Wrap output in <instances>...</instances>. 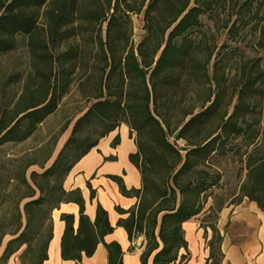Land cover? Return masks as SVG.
I'll list each match as a JSON object with an SVG mask.
<instances>
[{
  "label": "trees",
  "instance_id": "trees-1",
  "mask_svg": "<svg viewBox=\"0 0 264 264\" xmlns=\"http://www.w3.org/2000/svg\"><path fill=\"white\" fill-rule=\"evenodd\" d=\"M217 1L0 0V56L15 49V35L27 36L28 48L37 56L33 68L39 78L37 88L26 84L16 102L11 99L0 107V264L18 252L19 257L27 255L30 264H42L53 235L51 213L69 202L79 206V215L74 229L73 216L61 214V258L83 264L82 254L91 256L103 243L107 264H123L120 245L103 241L114 229L107 212L97 204L91 221L84 214L80 191H66L63 186L73 165L121 124L129 128V135L136 134V151L128 159L138 169L141 185L127 189L119 176L107 177L117 183L123 196L136 199L129 209L115 208L125 215L116 226L125 230L130 242L144 238L141 264H147L151 254V264L183 263L185 255L180 250H187L183 223L201 213L206 192L221 180L213 158L229 151L228 143L239 136L246 147L253 145L245 153L246 177L240 184V198L256 202L264 212V150L261 130L256 128L260 121H248L254 106L245 99L256 91L261 74L243 71L237 102L229 113L217 115V93H212V99L209 95L196 113L184 109L181 125L173 134L177 131L174 140L185 144L177 147L168 139L164 108L184 95L183 88L192 91L195 84L216 78L214 73L209 78L210 54L200 59L202 44L193 34L200 28L201 16ZM46 5L42 12L45 36L39 39L40 10ZM140 13L145 33L135 43L132 14ZM77 29L81 33V78L72 80L79 69L76 50L54 55L49 45L55 49L58 41L73 36ZM72 86L86 105L55 153L56 135L36 142L34 134ZM216 116L220 121L207 132ZM70 123L60 128V134ZM118 142L116 136L112 146ZM213 210L209 206L208 214ZM209 227L215 234L214 225ZM213 245L212 237L205 264H221L214 259L217 249ZM219 254L223 258L221 249Z\"/></svg>",
  "mask_w": 264,
  "mask_h": 264
},
{
  "label": "rangeland",
  "instance_id": "rangeland-1",
  "mask_svg": "<svg viewBox=\"0 0 264 264\" xmlns=\"http://www.w3.org/2000/svg\"><path fill=\"white\" fill-rule=\"evenodd\" d=\"M216 4L213 9L201 16L200 28L193 34L200 40L199 44H202L198 50L200 59H204L210 54L207 64L209 78L212 79L213 73L216 78L210 83L201 82L197 83V85L195 84L192 91L186 92L185 88H183L185 93L182 97L184 99L181 101L182 97L177 96L171 100V106L164 108L165 117L168 119L169 125L167 130L168 139L174 142L177 147H182L185 144L182 140H174L172 138L173 131L181 125L183 110H191L193 113L200 111L205 99L209 95H212L211 99L213 98L212 93H217L219 97L217 115L231 112L233 105L237 102V92L240 88L243 71L250 70L249 73L254 75L261 74L263 80L257 82L256 91L250 96H246L245 99L248 104L252 102L254 106L250 115L247 116L249 117L248 121H260L256 128L259 131L261 130V136H259L260 146L261 150H264V0H218ZM47 8L48 6L46 5L40 10L41 16L38 23L41 33L39 34V39H43L45 36L46 22L42 12ZM132 28V38L136 43L145 33L142 13L132 14ZM79 31L78 29L74 30L73 36H68L58 41L55 49L52 48L51 43L49 45L50 52H53L54 55L64 53L68 49L76 50L77 57L75 61L79 69L71 76L72 80L81 78V33ZM83 35L87 36L85 33ZM15 41V49L0 56V107L11 99L16 102L26 84L31 89L37 88L39 84V78L33 68L35 57L37 56L31 54L28 48L27 36L17 34L15 35ZM204 42L207 44L206 48L203 46ZM219 76H223L222 82L219 80ZM85 105L86 102L81 98V94L75 86H72L71 90L61 99L57 110L37 127L34 134L36 142L50 139V137L53 138L55 135L57 136V141L62 136L65 141L73 121L81 114V108ZM68 120L71 123L60 134V128ZM219 121V116H216L214 121L207 125V132L214 129ZM131 135L136 139L135 132H132ZM30 143L31 140L28 145ZM57 145L58 142H56L55 146L57 147ZM228 147L230 150L225 152V154L213 158V163L220 171L222 177L216 187L206 192L207 201L204 207L206 205L213 206L214 210L207 216H202L200 222L201 226H205V224L208 227L214 225L216 229V233L213 234L209 227L211 238L213 237L214 239V249H217L214 259L218 263L221 260L223 261L219 254L223 238H230L231 243H238L239 241L236 239L238 232L248 236L253 234L254 231L258 234L260 228L258 225L254 228H247L245 224H231L228 221L221 228V234L216 227L219 218L218 213L230 205L235 207V203L241 201L239 188L246 177L245 153L249 152L253 145L246 147L245 140H242V136H239L231 143H228ZM33 168L37 169L36 167ZM219 207L220 210L217 211ZM204 222L205 224H203ZM217 235L221 237L220 240L216 238ZM7 239L8 237L4 238L3 244ZM262 248L264 249V245H262ZM2 249L3 247L0 248V250ZM19 253L12 255L6 264H30L29 260H27V255L19 257ZM253 262L260 264L261 261L257 260L256 262V259H254Z\"/></svg>",
  "mask_w": 264,
  "mask_h": 264
},
{
  "label": "crops",
  "instance_id": "crops-1",
  "mask_svg": "<svg viewBox=\"0 0 264 264\" xmlns=\"http://www.w3.org/2000/svg\"><path fill=\"white\" fill-rule=\"evenodd\" d=\"M129 133V128L121 124L116 130L100 139L95 148L73 165L65 177L63 186L66 191L75 189L80 191L84 202V214L91 221L94 220L97 204H100L107 212L110 225L114 227L111 233L103 237V241L105 243L115 241L120 245L123 251V264H141L140 255L145 248L144 238L140 236L130 242L125 230L116 226L117 220L125 215L119 214L115 208L129 209L135 204L136 199L123 196L117 183L107 177L108 175L119 176L127 189L140 188V173L128 159V155L136 151L134 137ZM117 135H119V142L112 146L111 143ZM107 157L111 158L107 159ZM91 191L94 192L93 198L90 197ZM235 204V207L230 205L218 213L217 229L221 232L225 223L230 221L231 224H245L247 228H254L258 225L259 233L254 231L253 234L245 236L238 232L236 234L238 243H231L230 238H223L220 247L223 254L221 264H255L254 259L264 264V249L262 248L264 245V212L256 202L249 201L246 197ZM208 208L209 205H206L200 214L183 223L187 250H180V253L185 255L182 264H205L209 256L207 242L211 238V231L205 222L203 223L205 226L200 225L202 216L208 214ZM61 214H71L74 220L73 226L76 229L79 206L73 202L61 203L57 209L52 211L53 235L48 245L47 259L42 264H74L73 261L63 260L60 256V241L64 231ZM1 252L2 250H0V255ZM151 260L152 254L147 264H151ZM82 263L107 264V251L103 243L96 246L91 256L87 257L82 254Z\"/></svg>",
  "mask_w": 264,
  "mask_h": 264
},
{
  "label": "bare ground",
  "instance_id": "bare-ground-1",
  "mask_svg": "<svg viewBox=\"0 0 264 264\" xmlns=\"http://www.w3.org/2000/svg\"><path fill=\"white\" fill-rule=\"evenodd\" d=\"M64 139H65V138L62 136V137L60 138V140L58 141V145H57V147H56L55 153L59 150V148H60L61 145L63 144ZM55 153H54V155H55Z\"/></svg>",
  "mask_w": 264,
  "mask_h": 264
},
{
  "label": "water",
  "instance_id": "water-1",
  "mask_svg": "<svg viewBox=\"0 0 264 264\" xmlns=\"http://www.w3.org/2000/svg\"><path fill=\"white\" fill-rule=\"evenodd\" d=\"M177 137V131L172 135V138L175 139Z\"/></svg>",
  "mask_w": 264,
  "mask_h": 264
}]
</instances>
